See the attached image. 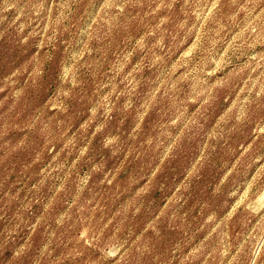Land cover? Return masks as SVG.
Here are the masks:
<instances>
[{"label":"rangeland","instance_id":"obj_1","mask_svg":"<svg viewBox=\"0 0 264 264\" xmlns=\"http://www.w3.org/2000/svg\"><path fill=\"white\" fill-rule=\"evenodd\" d=\"M0 264H264V0H0Z\"/></svg>","mask_w":264,"mask_h":264}]
</instances>
